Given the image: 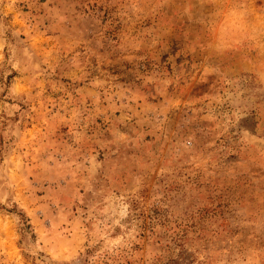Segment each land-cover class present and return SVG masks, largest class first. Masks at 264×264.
<instances>
[{
    "label": "rangeland",
    "instance_id": "374dc122",
    "mask_svg": "<svg viewBox=\"0 0 264 264\" xmlns=\"http://www.w3.org/2000/svg\"><path fill=\"white\" fill-rule=\"evenodd\" d=\"M210 9L0 0V264L264 249V80L255 50L209 49Z\"/></svg>",
    "mask_w": 264,
    "mask_h": 264
},
{
    "label": "clouds",
    "instance_id": "9594fccd",
    "mask_svg": "<svg viewBox=\"0 0 264 264\" xmlns=\"http://www.w3.org/2000/svg\"><path fill=\"white\" fill-rule=\"evenodd\" d=\"M211 6L205 20L204 39L210 50L226 54L241 49L256 52L251 70L264 80V12L248 0H206ZM235 264H264V249H249Z\"/></svg>",
    "mask_w": 264,
    "mask_h": 264
}]
</instances>
